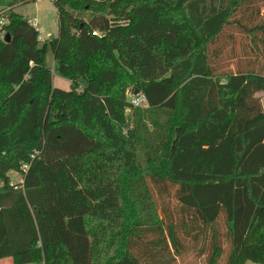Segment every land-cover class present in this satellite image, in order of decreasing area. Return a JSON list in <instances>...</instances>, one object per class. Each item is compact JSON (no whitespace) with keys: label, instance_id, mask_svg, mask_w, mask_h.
<instances>
[{"label":"trees","instance_id":"obj_1","mask_svg":"<svg viewBox=\"0 0 264 264\" xmlns=\"http://www.w3.org/2000/svg\"><path fill=\"white\" fill-rule=\"evenodd\" d=\"M27 1L0 10V259L177 264L183 230L219 264L223 217L226 264H264V0H53L43 45ZM235 30L257 58L227 69Z\"/></svg>","mask_w":264,"mask_h":264},{"label":"rangeland","instance_id":"obj_2","mask_svg":"<svg viewBox=\"0 0 264 264\" xmlns=\"http://www.w3.org/2000/svg\"><path fill=\"white\" fill-rule=\"evenodd\" d=\"M12 0H0V10L6 11L10 6ZM257 6V4H256ZM262 11H264V4L261 5ZM14 10L26 18L36 17L40 23L41 29V45L48 43L51 33L55 36L59 33V20L57 10L52 2V0H29L24 3L16 4ZM84 18L86 20L90 19V14L85 13ZM31 21V22H32ZM236 43L225 44L219 47L220 60L224 61V66L227 69H235L238 63H244L246 60H255L257 58V51L254 50L250 44L249 38L246 35L241 34L240 30L234 31ZM46 64L52 69L53 72V85L58 88L69 90L71 86V81L64 76H62L57 70V61L54 58L51 46L48 44L46 52ZM256 96L261 100L264 108V92H259ZM130 97V94L128 95ZM131 109L127 110V114L130 115ZM11 176L14 183L23 177L20 173H14ZM17 177V178H16ZM175 202L173 201V204ZM217 229L219 232V241L224 248V254L219 264H226L227 257L230 252V241L226 236V226L223 217L217 223ZM197 231L190 232L187 235L183 230L180 231V236L182 243L184 245V250L182 254L178 257L177 264H208V255L211 252V232H206L195 238ZM246 264H259L252 261H248Z\"/></svg>","mask_w":264,"mask_h":264},{"label":"built area","instance_id":"obj_3","mask_svg":"<svg viewBox=\"0 0 264 264\" xmlns=\"http://www.w3.org/2000/svg\"><path fill=\"white\" fill-rule=\"evenodd\" d=\"M7 22L8 21H7L5 16H1L0 17V38H2V39H4L5 35H6V30H4L3 26ZM32 24H34V25H38L39 24V22H38L36 17L33 19ZM129 94H130L129 101H130V104L132 106L146 107L148 105L147 97H146V95L143 92L138 91L137 93L131 92Z\"/></svg>","mask_w":264,"mask_h":264},{"label":"crops","instance_id":"obj_4","mask_svg":"<svg viewBox=\"0 0 264 264\" xmlns=\"http://www.w3.org/2000/svg\"><path fill=\"white\" fill-rule=\"evenodd\" d=\"M53 2V1H52ZM29 19H31V18H29ZM30 21H32V20H30ZM32 23V22H31ZM40 24V23H39ZM34 25L39 31H40V37H39V39L40 40H42V38H41V29H40V25ZM49 35L48 36H51V35H53V34H51V33H48ZM50 38V37H49ZM12 172L13 171H11L10 173H9V175H10V177H11V180L12 179H15V178H13L12 176H11V174H12ZM14 173H18V174H20L19 172H14ZM17 178V177H16ZM23 181V177L18 181V182H22ZM0 264H13V259L11 258V257H7V258H2V259H0Z\"/></svg>","mask_w":264,"mask_h":264},{"label":"water","instance_id":"obj_5","mask_svg":"<svg viewBox=\"0 0 264 264\" xmlns=\"http://www.w3.org/2000/svg\"><path fill=\"white\" fill-rule=\"evenodd\" d=\"M54 37H55V35H51V36H50V39L52 40ZM10 39H11V34L8 32V33H6V35H5L4 41H5V42H9ZM138 91H139V90L136 89V90H135V93H137Z\"/></svg>","mask_w":264,"mask_h":264}]
</instances>
